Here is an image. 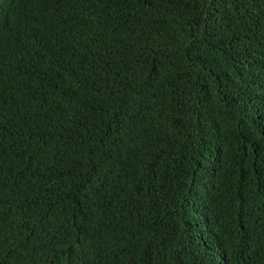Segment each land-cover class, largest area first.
<instances>
[{"label":"trees","instance_id":"obj_1","mask_svg":"<svg viewBox=\"0 0 264 264\" xmlns=\"http://www.w3.org/2000/svg\"><path fill=\"white\" fill-rule=\"evenodd\" d=\"M0 264H264V0H0Z\"/></svg>","mask_w":264,"mask_h":264}]
</instances>
